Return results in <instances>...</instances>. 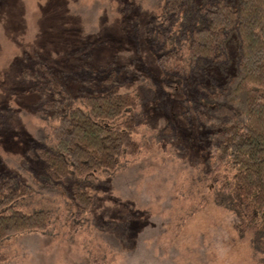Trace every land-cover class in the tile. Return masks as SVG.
<instances>
[{"label":"rangeland","instance_id":"1","mask_svg":"<svg viewBox=\"0 0 264 264\" xmlns=\"http://www.w3.org/2000/svg\"><path fill=\"white\" fill-rule=\"evenodd\" d=\"M162 3L0 0V191L29 185L34 193L19 208L51 213L45 233L0 244L10 257L3 264H92V257L100 264H264L203 181L212 144L191 106L197 78L166 76L157 65L150 39ZM228 47L232 60L235 42ZM41 66L69 94L62 110L82 107L84 95L130 93L138 101L140 153L112 174L83 178L94 197L88 211L72 188L42 179L36 148L48 143L54 123L41 105L54 95L41 90ZM232 73V65L207 68L198 79L213 87Z\"/></svg>","mask_w":264,"mask_h":264},{"label":"trees","instance_id":"2","mask_svg":"<svg viewBox=\"0 0 264 264\" xmlns=\"http://www.w3.org/2000/svg\"><path fill=\"white\" fill-rule=\"evenodd\" d=\"M231 40L236 49L232 60ZM150 45L164 75L197 78L191 106L212 144L203 181L216 189L215 202L232 213L238 236H250L264 261V0H236L235 5L228 0H163ZM228 65L233 73L221 85L210 87L198 79L207 68ZM40 73L41 90L54 95L41 105L54 123L47 128L48 143L36 148L42 179L46 185L72 188L73 200L88 211L94 197L83 178L112 174L123 160L140 153L137 98L130 93L84 95L82 107L62 110L69 94L43 66ZM33 193L26 184L0 191V244L20 234L47 231L50 211L26 212L17 205ZM9 258L0 253V264ZM99 262L92 257V264Z\"/></svg>","mask_w":264,"mask_h":264}]
</instances>
